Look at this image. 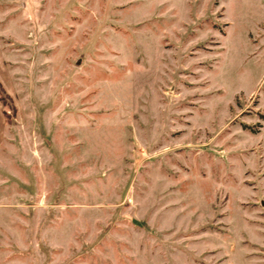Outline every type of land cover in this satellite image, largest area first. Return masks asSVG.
<instances>
[{"label":"rangeland","instance_id":"374dc122","mask_svg":"<svg viewBox=\"0 0 264 264\" xmlns=\"http://www.w3.org/2000/svg\"><path fill=\"white\" fill-rule=\"evenodd\" d=\"M0 264H264V0H0Z\"/></svg>","mask_w":264,"mask_h":264}]
</instances>
